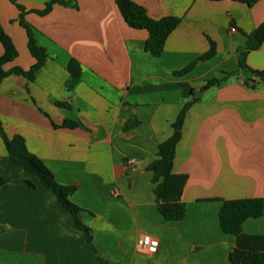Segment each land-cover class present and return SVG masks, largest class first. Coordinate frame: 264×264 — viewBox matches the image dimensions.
<instances>
[{
	"label": "crops",
	"instance_id": "crops-1",
	"mask_svg": "<svg viewBox=\"0 0 264 264\" xmlns=\"http://www.w3.org/2000/svg\"><path fill=\"white\" fill-rule=\"evenodd\" d=\"M17 1L47 56L33 80L11 74L0 81V122L8 136L22 135L58 183L75 186L69 198L82 209L92 244L57 197L11 161L0 137V264H231L235 237L219 227L221 200L264 198V81L238 69L246 35L264 22V0H132L153 19H180L158 56L145 49L147 31L129 27L115 0L56 3L45 15L31 10L50 0ZM18 15L0 0V34L14 51L5 67L28 69L34 58ZM211 41L215 52L202 59ZM71 58L80 75L68 88ZM246 62L264 69V41ZM191 100L173 163L174 173L188 176L185 216L168 221L146 166ZM64 120L78 127L52 125ZM242 228L264 234V209ZM145 234L159 241L153 254L137 247Z\"/></svg>",
	"mask_w": 264,
	"mask_h": 264
},
{
	"label": "trees",
	"instance_id": "trees-1",
	"mask_svg": "<svg viewBox=\"0 0 264 264\" xmlns=\"http://www.w3.org/2000/svg\"><path fill=\"white\" fill-rule=\"evenodd\" d=\"M16 6L19 11L18 22L24 29L27 37V48L30 55L34 58V63L28 68L23 69L20 66L6 68V64L13 58V46L9 39L0 34V43L3 46V53L0 55V81L11 75H22L29 80H33L35 72L43 65L46 59L44 47L38 45L34 37V27L26 21L24 15L26 10L17 0H8ZM75 0H50L44 4L41 9H33L39 15L47 14L54 4L69 5ZM252 5L257 0H236ZM117 9L127 25L134 29H144L147 31L145 40V49L152 55L158 56L165 45L169 34L178 26L180 19L176 16H164L159 19L149 17L143 6L132 0H115ZM245 46L239 50L238 69L248 70L255 78L250 79L264 81V69L251 68L246 62V56L250 51L257 50L264 41V22L260 23L251 33L246 35ZM215 52V44L211 41L210 47L202 55V59L211 57ZM192 64H189L179 71L176 75L187 73ZM67 70L70 74L67 87H73L79 80L80 67L79 62L71 58L67 64ZM232 74V73H231ZM230 75L227 73L225 77ZM223 78H212L206 81L200 90H204L211 85L220 84ZM194 100L188 101L179 111L175 121L172 123V134L158 144L157 158L150 162L146 169L156 175V182L153 188L155 203L160 214L168 221H178L185 216V202L182 200V194L187 182L186 173H174L173 163L177 143L181 138V131L184 123L185 113ZM64 105L63 103H57ZM54 127L76 128L78 125L74 121L64 120L60 124L52 121ZM132 125L127 122L126 127ZM0 137L5 146L7 155L14 164L22 166L31 175L37 177L42 184L49 189L72 215L76 227L83 231L89 244H92V231L85 225L80 218L81 208L70 200V195L74 192V185H63L55 180L51 170L42 162L40 158L29 152L25 146V140L20 134L8 136L0 122ZM3 179L0 177V184ZM29 186H33L30 180H27ZM219 209L218 220L222 232L235 237L234 247L229 253L231 264H264V234H249L243 231L242 224L248 218H257L263 214L264 198H238L223 199ZM1 229V228H0ZM101 264H107L100 258Z\"/></svg>",
	"mask_w": 264,
	"mask_h": 264
},
{
	"label": "built area",
	"instance_id": "built-area-1",
	"mask_svg": "<svg viewBox=\"0 0 264 264\" xmlns=\"http://www.w3.org/2000/svg\"><path fill=\"white\" fill-rule=\"evenodd\" d=\"M231 30H234V28H231ZM128 162L132 163V160H129ZM136 243L138 249L145 254L155 253L159 245V241L157 240V238H154L147 234L140 236L137 239Z\"/></svg>",
	"mask_w": 264,
	"mask_h": 264
}]
</instances>
